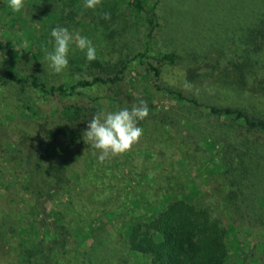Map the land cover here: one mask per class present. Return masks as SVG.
<instances>
[{
  "label": "rangeland",
  "instance_id": "obj_1",
  "mask_svg": "<svg viewBox=\"0 0 264 264\" xmlns=\"http://www.w3.org/2000/svg\"><path fill=\"white\" fill-rule=\"evenodd\" d=\"M52 1L48 0L46 6ZM156 3L160 25L151 39L147 23L137 18L131 7H128L131 11L124 10L126 24L118 27L109 21V29L100 24L84 30L85 22L79 23L78 16L64 13L65 22L75 30L74 36L89 34L96 57L101 56L99 62L106 66L108 75L114 66L147 49L154 56L164 53L179 56L176 65H156L158 77L147 71L146 65L136 62L127 66L124 89L132 96L133 104L144 100L150 109L149 116L138 124L144 134L134 146V151L139 152L135 164L141 167L137 177L130 163L121 169L110 165L104 176L110 189L91 193L88 187L76 184L83 168L75 165L91 145L83 138L69 145L64 137L49 134L68 125L61 117L67 106L116 111L113 102L102 94L47 99L29 88L0 84V264H7L13 252L23 250L29 252L34 264H80L91 247L102 250L105 235L121 247L120 264H129L136 258L123 246L131 223L149 215L150 206L164 209L168 202L184 194L191 196L197 206L207 198L212 217L225 220L229 251L225 264H264V135L248 132L241 121L211 116L204 107H191L168 91H181L204 106L245 108L250 115L264 119V93L253 89L258 87L255 74H248L246 91L235 85L233 72H228L231 62L238 61L242 67L248 59L240 55L235 58L230 51L235 49L229 41L236 31L240 33L246 20L248 26L244 27L250 28L257 7L264 13V0H146L145 5ZM7 12H11L9 19L17 23L8 26L12 31L9 36L0 28V70L13 68L25 75L32 72L30 67L34 72L41 70L34 58L38 54L46 56L41 54L39 36L33 39L25 33L37 19L34 21L28 11L23 15L22 11L14 13L11 9L2 14L4 19L8 18ZM93 12L101 16L102 5ZM51 39L44 44L48 51L53 48ZM9 47L18 58L13 53L7 54ZM250 54L254 60L259 57ZM68 56H86V52L76 48L73 41ZM261 57L264 60V52ZM60 78L61 73L49 74L53 84L59 83ZM208 78L215 81L205 83ZM220 79L225 82H217ZM184 138L189 144H185ZM254 145L263 161L255 158V165L260 166L253 168V180L248 177L243 181L241 192L234 187L237 179L227 172L230 167L238 168L243 152ZM56 167L64 171V178L58 176ZM156 175H163L173 185L163 191L158 187L153 194L157 199L151 201L147 199L150 183L141 177ZM59 177L63 183L58 181ZM120 178H125L122 194L115 184ZM234 190L241 197L246 196L248 207L242 211L251 215L246 218L255 219V228L244 225L246 218H239L241 211L234 213L233 203L237 201ZM95 254L91 252L89 258ZM27 260L23 259L24 263Z\"/></svg>",
  "mask_w": 264,
  "mask_h": 264
},
{
  "label": "trees",
  "instance_id": "obj_2",
  "mask_svg": "<svg viewBox=\"0 0 264 264\" xmlns=\"http://www.w3.org/2000/svg\"><path fill=\"white\" fill-rule=\"evenodd\" d=\"M102 0V14L101 16H96L93 10H89L84 7V0H53L52 4L48 3V0H30L24 5L21 11L25 15L24 11H28L29 15H33V20L37 22L34 26H29V31L26 32V36L35 38L37 35V41L42 45L41 54L45 55V49H47L44 44L51 39V30L55 27H66L72 34L75 30L72 26H69L66 22L65 11L78 16L81 23L85 22L84 30L87 27H94L95 25H102L109 29L107 22H111L114 25L122 26L126 24L127 16L124 13L127 10L131 11L128 7H131L134 12H136L137 18L143 19L147 23V27L150 29L148 38L151 39L157 27H159V16L157 12V3L153 5H145L146 0ZM127 1V2H126ZM55 4V5H54ZM54 5V6H53ZM148 6V7H147ZM264 7V4L262 5ZM8 0H0V21L4 24L0 25L2 32L9 36L11 34L10 26L14 27L17 21L13 18L9 19L10 13L7 12L8 18H3V13L8 11ZM109 13L110 19H103V14ZM136 18V17H135ZM136 18V19H137ZM21 19V18H20ZM25 20V19H22ZM117 20V21H116ZM66 21V22H65ZM247 22L242 23L243 26L238 31L232 35L229 43L235 49L230 51L234 52L236 55L246 59L241 67L238 61L231 62L228 72H233L232 77L234 79L235 85L243 87L247 91V78L248 74H255V80L258 84L257 89L259 92L264 93V13H262L261 7L256 8V13L254 15V20L251 23L250 28H245L248 26ZM1 24V23H0ZM27 25V23H25ZM9 26V27H8ZM95 26V27H96ZM95 29L93 31H97ZM114 35V34H113ZM89 38V34H82ZM30 38V39H31ZM217 45H220L217 43ZM10 51V52H9ZM7 54L13 53L16 58L19 56L15 54L9 47ZM250 53H256L258 59H252ZM34 57L39 63V71L34 72L33 67L29 68L32 71L29 74H22L17 70L5 69L0 70V84L17 86L18 88H29L34 93H38L44 98L50 99L54 97H59L61 100L64 98L78 97L79 95H87L88 93H100L106 100L113 102L114 109L119 110L123 108H131L133 105L132 96L127 94L128 91L124 89L125 83V72L127 66H133L137 62L140 66L146 65V70L149 72H154L155 75L159 76V69L156 65L162 63H167L170 65L178 64L179 56L176 53H164L160 56H154V53L150 49L146 52L139 53L138 56L131 60L122 62L119 66H114L112 73L110 75L106 74L107 68L99 61L97 56L94 61H88L86 56H68V67L61 73L60 82L57 84L51 83L49 79V74L53 71L49 68V62L45 59L46 56ZM246 57V58H247ZM250 58V59H249ZM98 65V66H97ZM99 69L96 71L95 68ZM37 68V67H36ZM97 69V68H96ZM47 77V78H46ZM78 77V78H77ZM226 78H229L228 76ZM205 83H212L215 80L208 78ZM217 82H225L220 79ZM255 82V83H256ZM241 87V88H242ZM170 94H174L182 102H187L191 104V107H204L206 111L210 113L211 116H223L231 118L234 121H241L243 127L246 128L248 132H260L264 135V119L256 118L248 113L245 108H237L231 106H217L214 104H204L200 103L195 98H188L181 91L176 89L168 90ZM250 91V90H248ZM256 91V90H254ZM258 92V93H259ZM100 106V104L98 103ZM29 105L26 108L29 109ZM100 110L97 107H85L78 105H71L64 108L61 112V117L67 120L68 125L63 128L58 129L55 132H50L51 136L64 137L67 144L73 145L77 140L83 138L84 131L87 130V123L92 118V116ZM190 136V135H189ZM185 144H189L187 139L184 138ZM184 144V145H185ZM90 145V144H89ZM91 147V146H88ZM87 148V147H85ZM132 151L124 154L123 156L115 157L111 160L100 163L97 159L99 153L93 155L96 152L95 149L90 148L85 150L84 155L81 154L76 166L83 168V172L79 176L80 186H86L89 188L91 193L102 191L101 189L108 188L109 180L104 176L108 174V167L114 165L118 168H123L130 163L133 167L134 172L141 167H136L135 159L139 152ZM245 153L250 155L246 156L243 152L240 157L239 167H230V171L227 172L229 175L237 180H235L234 186L238 191L243 192L244 183L248 177L253 180V168L260 166L255 165V158L263 161V156H259V148L254 145L252 148H247ZM136 168V169H135ZM57 171L59 168H57ZM238 171V173H235ZM64 171H58V176L64 178L62 175ZM108 176V175H107ZM59 177L58 181L62 182ZM125 178H120L117 184V190L122 194V186L124 184ZM137 180V178H135ZM141 179L150 183V187L147 190V199L156 200L155 190L161 188L160 191L170 188L173 185V181L169 183V179L163 175H156L154 177L148 178L142 176ZM139 180V179H138ZM63 183V182H62ZM158 191V190H157ZM87 193V192H86ZM143 193V192H142ZM184 193V190H182ZM233 194V201L237 200L234 204V208L237 214L241 211L239 218L244 219L246 217H251L246 215V212L242 211L245 207L247 210V198L246 196L241 197L239 193L235 190ZM203 199V196H201ZM217 201H221L217 197ZM150 201H148V204ZM202 202V201H201ZM206 202V203H204ZM208 199H203V203L199 206L193 203V198L184 194L182 197L175 199L172 202H168L164 209L158 207V210L151 208L149 215L145 216L140 222L131 223V229L128 232V236L125 239L126 250H129L130 254L136 258V261H132L129 264H225L229 251L226 243L227 226L224 224L225 220L221 218H214L210 214V206ZM237 220V218H235ZM6 224L1 222V225ZM244 225H250L255 228V219L246 218ZM105 244H103L102 250H95L91 247L89 252L86 253L85 258L82 262L89 264H120V257H122L121 247L115 245L111 242L106 235ZM95 251V259L89 258L91 252ZM112 254L107 255V252ZM26 250L14 253L10 256V260L7 264H34L32 259H29L30 254ZM23 259H28L27 263H24ZM129 259V258H128ZM133 259V258H131ZM62 261H65L64 259ZM74 264V263H72ZM79 264V263H78Z\"/></svg>",
  "mask_w": 264,
  "mask_h": 264
},
{
  "label": "clouds",
  "instance_id": "obj_3",
  "mask_svg": "<svg viewBox=\"0 0 264 264\" xmlns=\"http://www.w3.org/2000/svg\"><path fill=\"white\" fill-rule=\"evenodd\" d=\"M24 2L25 0H8V7L12 12L19 13L24 7ZM101 3L102 0H84V7L95 10ZM102 18L110 19V14L104 13ZM50 35L52 39L49 43L53 48L51 51L45 49V59L54 73L59 74L67 69L69 46L73 41L76 48L86 52L88 61L96 59V49L89 38L79 34L74 36L66 27L59 26L53 28ZM149 112L148 103L144 100L139 104H133L130 109L98 111L88 121L83 140L96 150L93 155L99 153L97 159L100 163L123 156L132 151L143 137L144 130L138 124L149 116Z\"/></svg>",
  "mask_w": 264,
  "mask_h": 264
}]
</instances>
